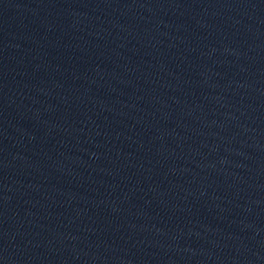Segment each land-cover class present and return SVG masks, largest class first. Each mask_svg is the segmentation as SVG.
I'll list each match as a JSON object with an SVG mask.
<instances>
[{"label": "water", "instance_id": "obj_1", "mask_svg": "<svg viewBox=\"0 0 264 264\" xmlns=\"http://www.w3.org/2000/svg\"><path fill=\"white\" fill-rule=\"evenodd\" d=\"M0 264H264V0H0Z\"/></svg>", "mask_w": 264, "mask_h": 264}]
</instances>
